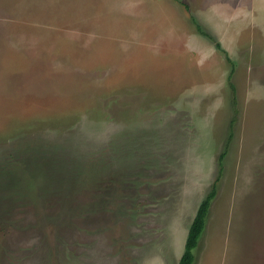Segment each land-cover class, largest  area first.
I'll return each mask as SVG.
<instances>
[{
	"label": "rangeland",
	"instance_id": "rangeland-1",
	"mask_svg": "<svg viewBox=\"0 0 264 264\" xmlns=\"http://www.w3.org/2000/svg\"><path fill=\"white\" fill-rule=\"evenodd\" d=\"M230 74L194 264H264V0H0V264H178Z\"/></svg>",
	"mask_w": 264,
	"mask_h": 264
},
{
	"label": "trees",
	"instance_id": "trees-1",
	"mask_svg": "<svg viewBox=\"0 0 264 264\" xmlns=\"http://www.w3.org/2000/svg\"><path fill=\"white\" fill-rule=\"evenodd\" d=\"M181 3L185 6V8L187 10H189V5L187 3H184V2H181ZM191 20L196 25L197 30L202 35H204L207 38H209L210 40H212L215 43V45L217 46V48L225 53L227 60H229V62L235 68L234 61L229 57L228 52L222 48V45L220 44V42L212 34L205 31L204 28L202 27V25L197 21V19L193 15H191ZM232 72H233V70H232ZM231 77H232V75L230 74L229 85H230L231 92H232L231 103L233 106L234 115L231 118V121L229 124L230 133H229L228 139L225 143V146H224L222 153L219 156V163H220L219 172H218V175L215 178L214 182L212 183L209 191L207 192L206 196L201 200V202L197 208L196 214H195V216H194V218H193V220L189 226L187 238L185 241L184 251H183V254H182L178 264H194L195 263V261H196L195 249L199 247L200 240H201V238H202V236L206 230L208 216L210 213L212 203L218 196V184H219V181L221 179V174L224 170V159H225V156L228 152L229 143L233 138V127H234V124L236 122L237 115L239 112L238 111V101H237V89H236V86L233 83V80Z\"/></svg>",
	"mask_w": 264,
	"mask_h": 264
},
{
	"label": "crops",
	"instance_id": "crops-1",
	"mask_svg": "<svg viewBox=\"0 0 264 264\" xmlns=\"http://www.w3.org/2000/svg\"><path fill=\"white\" fill-rule=\"evenodd\" d=\"M208 222V221H207Z\"/></svg>",
	"mask_w": 264,
	"mask_h": 264
}]
</instances>
